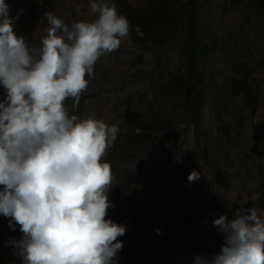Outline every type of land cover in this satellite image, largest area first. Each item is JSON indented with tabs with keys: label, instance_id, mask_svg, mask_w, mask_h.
I'll return each mask as SVG.
<instances>
[{
	"label": "rangeland",
	"instance_id": "rangeland-1",
	"mask_svg": "<svg viewBox=\"0 0 264 264\" xmlns=\"http://www.w3.org/2000/svg\"><path fill=\"white\" fill-rule=\"evenodd\" d=\"M123 1L142 9L147 0H114L118 7ZM256 1L207 0L201 7L199 33L209 53L199 128L184 123L186 109L170 81L184 60L181 39L160 60L127 36L118 50L97 60L93 77H85L89 83L78 107L72 108L71 98L65 102L69 114L80 119L94 117L120 128L128 116L141 113L161 129V163L153 160L148 147L127 164L105 157L114 176L108 193L113 206L106 218L126 226L125 235L117 239L123 246L125 238L133 239L137 254L121 257L120 250L115 264H194L196 256L208 253L200 244L202 232L223 244V233L213 224L219 216L232 219L241 207L264 212V13L256 11ZM4 2L8 16L15 18L14 30L36 46L46 35L48 11L69 25L95 18L92 0ZM171 131L178 146L166 162ZM193 170L200 179L189 183ZM120 182L135 199L131 210L119 206L126 194L116 193ZM10 219L0 214V264H22L11 243L22 233L19 225L9 227Z\"/></svg>",
	"mask_w": 264,
	"mask_h": 264
},
{
	"label": "clouds",
	"instance_id": "clouds-1",
	"mask_svg": "<svg viewBox=\"0 0 264 264\" xmlns=\"http://www.w3.org/2000/svg\"><path fill=\"white\" fill-rule=\"evenodd\" d=\"M92 20L65 24L44 13L39 46L14 30L0 0V214L19 225L11 243L22 264H115L126 226L108 215L114 176L105 159L118 124L80 119L77 108L97 60L118 50L129 20L114 0H92ZM150 92V90H149ZM200 173L191 171L189 183ZM223 233L220 251L194 264H264V212L238 208L213 221Z\"/></svg>",
	"mask_w": 264,
	"mask_h": 264
},
{
	"label": "trees",
	"instance_id": "trees-1",
	"mask_svg": "<svg viewBox=\"0 0 264 264\" xmlns=\"http://www.w3.org/2000/svg\"><path fill=\"white\" fill-rule=\"evenodd\" d=\"M206 1L147 0L142 9L134 8L127 1H123L119 7L116 5L118 12L129 20L128 37L130 40L138 43L142 49L149 50L157 59L161 60L167 47L174 46L176 40L181 39V55L184 60L176 67V73L170 76V81L173 87L178 89L180 102L186 109L184 123L192 125L196 129L201 125L202 108L206 96L204 91L206 86L205 62L209 47L204 35L199 33L201 7ZM232 1L236 4L242 2V0ZM255 9L260 14L264 13V0H257ZM172 129L174 128L170 130ZM175 131H171V148L166 162H171L172 156L177 150ZM160 132L161 129L153 125L147 115L138 113L128 116L120 127L114 145L108 152L110 160L127 164L137 153L141 154L143 148L148 147L153 160L161 163L158 143ZM116 161H113V164L117 163ZM163 168L164 166H162ZM125 188V183L120 182L115 189L116 193H125ZM118 202L119 206H128L125 209L131 210L132 205L130 204L135 202V199L130 193L126 192ZM121 220L130 227L128 220ZM201 239L200 244L208 250L207 256L220 251L222 245L214 237V234L202 232ZM203 246L201 247L202 250ZM125 252L130 257H134V252L137 256L133 239L125 238V244L121 249V257ZM138 263L147 264L140 261ZM4 264L8 263L5 261Z\"/></svg>",
	"mask_w": 264,
	"mask_h": 264
}]
</instances>
